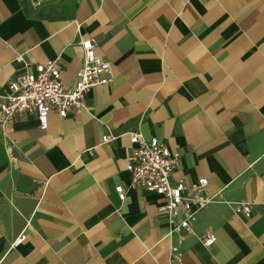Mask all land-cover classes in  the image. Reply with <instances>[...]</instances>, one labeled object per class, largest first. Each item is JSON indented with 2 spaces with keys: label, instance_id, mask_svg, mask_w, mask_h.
I'll use <instances>...</instances> for the list:
<instances>
[{
  "label": "crops",
  "instance_id": "crops-1",
  "mask_svg": "<svg viewBox=\"0 0 264 264\" xmlns=\"http://www.w3.org/2000/svg\"><path fill=\"white\" fill-rule=\"evenodd\" d=\"M87 38L114 76L87 109L0 123V264H264V0H0V101L22 54L74 85ZM136 130L168 144L174 180L209 179L189 230L131 187Z\"/></svg>",
  "mask_w": 264,
  "mask_h": 264
},
{
  "label": "built area",
  "instance_id": "built-area-1",
  "mask_svg": "<svg viewBox=\"0 0 264 264\" xmlns=\"http://www.w3.org/2000/svg\"><path fill=\"white\" fill-rule=\"evenodd\" d=\"M32 1L34 4H41L46 0ZM80 45L83 47L84 64L72 86L64 84L57 59L37 63L34 72L32 64L25 60L24 55H18L14 64H24L27 72L13 77L5 86L0 101V123L4 125L13 122L18 115L34 116L40 122V127L46 130L50 113L67 117L71 112L80 114L87 109L86 99L90 90L98 85L109 84L114 79L113 65L97 53L96 43L92 38L82 39ZM130 134L132 151L126 164L127 171L130 172L131 187L162 195L158 211L165 214L171 222L169 235L189 230L199 214L214 200L206 192L209 179L203 176L194 183H187L184 179L174 180L177 159L168 144L158 137L148 139L140 130ZM118 137V134L111 133L103 137V142H113ZM128 190L123 184L116 186L122 201L127 198ZM252 208L250 203L235 204V211L243 212L246 216L251 214ZM176 219L178 224L174 222ZM26 237L24 233L16 241L23 242ZM201 241L204 246L211 247L217 241V236L209 231ZM171 252L172 259L182 262V254L176 247Z\"/></svg>",
  "mask_w": 264,
  "mask_h": 264
}]
</instances>
